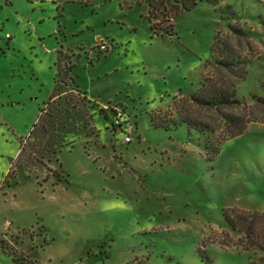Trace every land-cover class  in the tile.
I'll use <instances>...</instances> for the list:
<instances>
[{
    "label": "rangeland",
    "instance_id": "1",
    "mask_svg": "<svg viewBox=\"0 0 264 264\" xmlns=\"http://www.w3.org/2000/svg\"><path fill=\"white\" fill-rule=\"evenodd\" d=\"M147 1L0 0V264H16L12 255L37 264H264V229L234 231L224 216L264 213V0L200 2L157 21L172 23V34L152 31ZM215 38L219 60H239L237 76L211 57ZM59 57L74 83H61L67 93L47 109L70 101L73 116L86 111L89 136L38 161L49 134L41 144L30 132ZM203 78L233 81L243 104L200 107L188 97ZM180 114L214 128L218 154L185 123H152Z\"/></svg>",
    "mask_w": 264,
    "mask_h": 264
},
{
    "label": "trees",
    "instance_id": "2",
    "mask_svg": "<svg viewBox=\"0 0 264 264\" xmlns=\"http://www.w3.org/2000/svg\"><path fill=\"white\" fill-rule=\"evenodd\" d=\"M221 0H148V14L147 19L151 24V29L155 34H172L173 32V24L171 23L169 26H163L160 23H157L158 20H162L163 17H168L170 19H174L180 11L187 10L190 11L195 8L200 2L211 3L213 5H218ZM230 9V7H228ZM161 18V19H160ZM237 32L243 33L241 30L236 29ZM218 38H215V42L211 48V57L215 58V61L218 62L221 66L228 70L229 73H232L237 76L240 72V65L237 64L239 60L237 57L235 58L232 54H226L221 56L222 59H218L215 55L217 49H223L219 46ZM226 46V45H225ZM56 78H55V86L50 98V101L41 109V114L39 116L38 122H36L31 129L30 137L40 138V142L45 140V136L49 134L46 143L41 148V151L37 149L34 151V158L38 161H41L39 153L41 154V158H44L46 154H56L57 152H62L63 148L68 146H74L76 142L82 136H89L88 133L85 132V129L89 126V116L86 111L82 110L79 114L76 113L74 116L70 113L69 104L70 101H66L63 104V107L59 106L57 111L50 112L47 108L51 106V104L62 100L63 94L67 93V91H63L61 89V83L68 84V79H70L74 83V78L72 77V65H62V58H58L56 62ZM243 71H245L243 69ZM239 78H245V73H241ZM235 83L231 81L230 83L226 82L225 85L218 86L215 84H211L205 78L202 79L200 90L196 94L190 95L188 98L191 101L195 102L202 108H211L215 110H221L224 108L234 109L238 106H241L243 102L236 96ZM258 101L264 102V98H257ZM62 102V101H61ZM84 103L80 104L82 106ZM73 107H76V104H73ZM79 114V115H78ZM116 115V111L114 112ZM227 120L235 122L236 117L232 115H225ZM159 116L154 115L152 117V123L155 127H163L166 129H171L173 127L177 128L181 123H185L190 129H196L199 132L206 135L205 148L207 151H210V154H218L219 150L214 146L215 141L211 140V134L215 133L214 128L200 121L198 119H194L189 117V115H181L178 120L166 121L165 119L159 120ZM61 130V134L54 135L55 130ZM63 130V131H62ZM240 133H243L244 127L239 129ZM65 134L62 135V133ZM210 134V135H209ZM225 139L221 142H225ZM27 143H22L20 146V152L18 155V161L20 163H24V155L26 152ZM40 159V160H39ZM226 221L231 226L232 230L243 232L245 231L249 235H255L260 231L263 232L264 229V213L254 212L251 216L246 212H240L236 217H232L227 213H224ZM252 218V219H250ZM254 244V243H253ZM1 246L7 250V247L4 245V241H1ZM248 248V247H247ZM250 248V246H249ZM13 260L16 264H37L27 258H23L22 256L12 255Z\"/></svg>",
    "mask_w": 264,
    "mask_h": 264
},
{
    "label": "built area",
    "instance_id": "3",
    "mask_svg": "<svg viewBox=\"0 0 264 264\" xmlns=\"http://www.w3.org/2000/svg\"><path fill=\"white\" fill-rule=\"evenodd\" d=\"M101 48L106 50V49H107V46H106L105 44H103V45L101 46ZM116 116H118V117H117V119H116L115 122L119 123V121H120V120H119V119H120L119 116H122V112H118V111L116 110ZM122 118H125V117H122ZM127 141H131V137H130V136L127 137Z\"/></svg>",
    "mask_w": 264,
    "mask_h": 264
}]
</instances>
